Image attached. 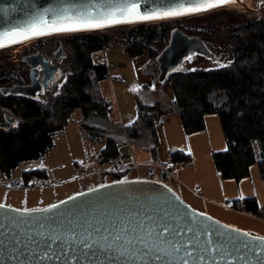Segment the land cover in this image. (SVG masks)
I'll return each mask as SVG.
<instances>
[{
  "label": "trees",
  "instance_id": "16d2710c",
  "mask_svg": "<svg viewBox=\"0 0 264 264\" xmlns=\"http://www.w3.org/2000/svg\"><path fill=\"white\" fill-rule=\"evenodd\" d=\"M173 28L201 39L216 56L227 53V57L217 63L192 55L185 60L186 65L182 64L167 80L158 83L154 58L166 45ZM59 42L64 50L60 66L67 73L56 89L43 90L39 101L0 98V114L2 108L17 120L16 127L0 130V173L9 176L20 166L45 156L53 147V134L68 125L74 111L79 110L84 120L108 116L110 106L102 96L100 82L110 77L109 70L106 64L94 61L91 56L105 47L111 49L118 45L131 59L147 53V62L142 65L147 82L133 91V121L107 134L103 161L118 165L120 154L115 142L119 141L146 151L157 163L158 128L168 116L178 117L184 133L189 135L204 129V116L215 114L226 144L225 151L212 155L220 177L239 182L256 165L264 178V20L250 19L237 10H221L180 20L45 37L35 40L27 49L38 48L49 56ZM199 60L207 65L203 66ZM21 65L20 55L16 64L10 66L17 78ZM12 71L0 70V84L13 81ZM166 88L171 90V99L166 98ZM188 163V156L175 152L163 165ZM131 168L116 166L109 172L111 181L131 179L128 177ZM20 176L23 185L30 186L32 181L45 179L47 174L34 170ZM160 178L166 180L165 172H161ZM227 207L252 216L260 215L254 198L232 201Z\"/></svg>",
  "mask_w": 264,
  "mask_h": 264
},
{
  "label": "water",
  "instance_id": "95a60500",
  "mask_svg": "<svg viewBox=\"0 0 264 264\" xmlns=\"http://www.w3.org/2000/svg\"><path fill=\"white\" fill-rule=\"evenodd\" d=\"M122 2L0 0V33L25 27L40 15L50 20L53 12L61 15L65 9L70 13L88 8L95 11L94 6L105 9ZM181 2L186 0H139L142 13L164 11ZM59 34L67 33L34 38ZM192 55L217 63L227 57V53L216 56L201 39L173 28L166 45L154 58L157 82L167 80ZM63 56L59 42L53 51L54 63L42 51L23 57L22 62L29 65V83L0 87V94L35 98L60 74L52 83L56 89L67 73L59 69ZM4 117L12 124L9 115ZM102 185L91 188L94 191L81 192L83 195L70 196L74 199H63L66 203L53 204L58 207L48 212H17L7 205L0 208V264H264V241L255 239L262 235L245 236L246 231H234V226L188 206L162 181L131 178ZM161 232L165 234L161 236Z\"/></svg>",
  "mask_w": 264,
  "mask_h": 264
},
{
  "label": "rangeland",
  "instance_id": "374dc122",
  "mask_svg": "<svg viewBox=\"0 0 264 264\" xmlns=\"http://www.w3.org/2000/svg\"><path fill=\"white\" fill-rule=\"evenodd\" d=\"M247 2L249 6L246 9L221 6L207 12L237 10L248 15L250 19L264 20V0H247ZM207 12L196 14V16ZM186 17L166 20H180ZM62 35L66 34L47 37ZM41 38L45 37L34 38L17 46L0 48V70L5 68L6 72L12 71L10 66L16 64L22 52L32 46L35 40ZM147 58L145 52L142 56L131 59L122 52L118 45H113L111 49H108L104 53L103 63L107 65L110 77L100 82L102 96L110 106L108 116L84 120L79 110L74 111L68 120V125L62 131L53 134V147L45 156L36 162L20 166L9 176L0 173V204L15 209L46 208L70 196L105 184L104 181L111 182L109 163L103 161V150L107 139H109L107 134H111L119 126L133 121L135 116L133 91L147 82L142 70V65L147 62ZM199 61L203 66L207 65V62ZM187 62L185 61L183 65H186ZM14 73L15 71L10 73L13 81L16 80ZM164 93L166 98H172L169 88H166ZM158 132L160 133V126ZM115 145L120 150L122 142L116 141ZM141 152L134 148L133 158L129 157L127 161L117 160V163L125 168H131L130 166L137 163V168H131L129 178L139 177L140 173L146 170V163L141 162L146 158L145 151ZM31 166L34 168L33 170H43L47 177L36 179L30 183V186H25L20 174ZM180 199L188 206L199 210L189 200L181 197ZM234 227L242 230L239 227Z\"/></svg>",
  "mask_w": 264,
  "mask_h": 264
},
{
  "label": "crops",
  "instance_id": "0c3cea01",
  "mask_svg": "<svg viewBox=\"0 0 264 264\" xmlns=\"http://www.w3.org/2000/svg\"><path fill=\"white\" fill-rule=\"evenodd\" d=\"M159 159L154 163L149 153L141 162L146 163V170L135 178L161 180V172H165L166 180L162 181L178 196L191 202L196 208L206 214L219 218L223 222H231L251 234L264 236V178L260 176L258 167H250L249 176L235 182L222 179L217 173L212 155L226 150L220 121L217 115L204 116V129L186 135L178 117L170 115L160 125ZM132 148V158L133 147ZM140 150V149H139ZM180 152L190 158L186 165H163L169 162V155ZM108 168L113 170L119 164L108 162ZM135 167H132V166ZM132 168H137L134 163ZM152 166V167H150ZM105 183L108 182L104 181ZM247 198H254L260 210V215L252 216L227 207V203Z\"/></svg>",
  "mask_w": 264,
  "mask_h": 264
},
{
  "label": "snow or ice",
  "instance_id": "6c2138e0",
  "mask_svg": "<svg viewBox=\"0 0 264 264\" xmlns=\"http://www.w3.org/2000/svg\"><path fill=\"white\" fill-rule=\"evenodd\" d=\"M235 2H237V0H186V3L181 2L179 4L172 5L164 11L154 10L151 13L141 12L139 0H123L122 3L105 9L94 6L95 11H93L92 8H88L84 10L78 9L74 13H70L67 9H65L61 15H57L53 12L50 20L45 19L43 15H40L25 27L0 33V48L7 46L5 41L15 44L21 42L22 40H28L34 37L50 35L53 33L77 32L104 28L115 24L179 17L209 11ZM101 187H103V185H101ZM89 191H94V189H89ZM78 195H83V193ZM69 199H74V197H69ZM60 203L63 204L66 202L61 201ZM3 207H5V205L0 204V208ZM56 207H58V205H50L48 208L15 209V211L23 213L48 212L50 209H54ZM200 215L204 214L201 213ZM208 218L211 219V217ZM225 227L230 226L225 225ZM234 231L239 232L240 229H234ZM164 234V232L160 233L161 236ZM243 234L245 236L249 235L247 232H244ZM255 239L264 241V236H256ZM177 251H179V249H177Z\"/></svg>",
  "mask_w": 264,
  "mask_h": 264
},
{
  "label": "flooded vegetation",
  "instance_id": "af4514ba",
  "mask_svg": "<svg viewBox=\"0 0 264 264\" xmlns=\"http://www.w3.org/2000/svg\"><path fill=\"white\" fill-rule=\"evenodd\" d=\"M36 51H41L40 49L38 48H31V49H26L22 52L21 54V62H22V58L27 56V55H30V54H33L35 53ZM45 54V53H44ZM46 58H48L50 60V63H54L55 60H54V57H53V51L51 52V54L49 56L45 55ZM59 69H63L61 66H60V62H59ZM21 70L19 71V77L17 78L16 77V80L15 81H12L11 83L9 84H0V87H3V86H9V85H12V84H20V85H24V84H27L29 83V65H27L26 63L22 62V65H21ZM36 72H39V69L36 70ZM60 77V74H56L53 78V81L51 82V84L46 88V90H52L54 89L53 86H52V83L58 79ZM42 78V75L39 73V76H38V80L40 81ZM0 98H14L16 100L18 99H27V97H22V96H10V95H1L0 94ZM30 99H36V101H39L41 99V92H39L35 98H30ZM2 112L0 114V130H7L9 128H12V127H16L17 125V120H16V117L10 115L9 113L5 112L2 108H1ZM5 115H9L12 119V124H10L8 121L5 120Z\"/></svg>",
  "mask_w": 264,
  "mask_h": 264
},
{
  "label": "built area",
  "instance_id": "2783aa9c",
  "mask_svg": "<svg viewBox=\"0 0 264 264\" xmlns=\"http://www.w3.org/2000/svg\"><path fill=\"white\" fill-rule=\"evenodd\" d=\"M108 49H109L108 47H105L104 51L97 52V53H93L92 56H91L92 59L94 61H97V62H103L104 61V53L103 52H106ZM119 154H120V159L122 161L129 160V157H132V148H131V145L128 144V143H125L124 145H122L121 148H120V150H119ZM33 169L34 168L31 166L25 172L34 171Z\"/></svg>",
  "mask_w": 264,
  "mask_h": 264
},
{
  "label": "bare ground",
  "instance_id": "6f19581e",
  "mask_svg": "<svg viewBox=\"0 0 264 264\" xmlns=\"http://www.w3.org/2000/svg\"><path fill=\"white\" fill-rule=\"evenodd\" d=\"M224 6L225 7H231V8H234V9H239V8L246 9V8H248L249 5H248L247 0H237V2H235V3H229V4H226ZM174 18H180V17H173V18H170V19H174ZM31 39H34V38H31ZM31 39L24 40V41H21L19 43H15V44H9L6 47H11V46H17V45H20V44H24L25 42H27V41H29Z\"/></svg>",
  "mask_w": 264,
  "mask_h": 264
}]
</instances>
